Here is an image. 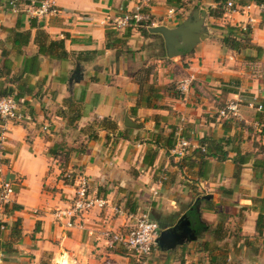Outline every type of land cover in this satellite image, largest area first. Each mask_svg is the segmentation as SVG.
<instances>
[{
    "label": "crops",
    "instance_id": "crops-1",
    "mask_svg": "<svg viewBox=\"0 0 264 264\" xmlns=\"http://www.w3.org/2000/svg\"><path fill=\"white\" fill-rule=\"evenodd\" d=\"M9 1L0 0V94H18L27 118L0 120V184L13 190L5 213L0 208V264H264V220L256 232L264 155H255L264 147L255 120L264 101V3L150 0L149 26L115 31L109 20L139 0H54L57 12L40 20L10 12ZM194 12L204 13L206 37L191 53L167 58L148 29L175 28ZM233 29L248 32L238 51L222 44ZM232 102L238 117L220 118ZM179 129L191 145L181 161L168 155ZM201 141L223 146L227 159L218 162L215 152L200 167L191 152ZM243 154L249 160L236 174L232 160ZM66 174L85 178L88 193L105 202L73 228L58 217L75 190ZM189 209L206 229L196 234L189 223L195 239L157 249L169 255L161 260L138 262L100 233L125 230L140 214L161 231Z\"/></svg>",
    "mask_w": 264,
    "mask_h": 264
},
{
    "label": "built area",
    "instance_id": "built-area-1",
    "mask_svg": "<svg viewBox=\"0 0 264 264\" xmlns=\"http://www.w3.org/2000/svg\"><path fill=\"white\" fill-rule=\"evenodd\" d=\"M20 4H17L16 0H10L8 2V8L10 12L17 13L23 12L30 18L35 20L43 19L47 16L54 15L57 10L54 6V0H21ZM150 0H139L130 11L123 13L120 16L113 17L109 20L107 25L115 31L124 30L127 28H137L145 26L150 22V16L143 11L145 5ZM226 12L233 10L231 2H227ZM191 80L185 79L177 85V91L180 94H184ZM20 102L15 100L13 96H6L0 98V120H14L21 122L27 117L20 109ZM257 110H260V106H257ZM218 116L220 118H236L238 117V108L236 103H229L225 107L219 110ZM3 133L0 132V158L3 148ZM190 143L180 135V129L177 130L174 145L168 151V155L171 159L180 160L183 158L190 149ZM202 150V149H201ZM70 174L65 175L66 180L71 179ZM75 183V190L73 198L71 200L70 209L59 213L56 217L66 218L64 226L66 228H73L79 224L75 223L77 218L82 217L93 209L101 210L105 202L102 199L92 197L88 193L87 180L83 177H72ZM13 195L12 187L9 181H2L0 184V208L7 205ZM59 220V218H57ZM2 230V227L0 228ZM159 229L151 222L146 214H140L135 220L134 224L123 230L115 231H103L100 232L103 237L108 240L110 247H119L128 252L138 262H144V260L151 254L152 250L157 247L156 240L159 235ZM105 264H111L106 261Z\"/></svg>",
    "mask_w": 264,
    "mask_h": 264
},
{
    "label": "water",
    "instance_id": "water-1",
    "mask_svg": "<svg viewBox=\"0 0 264 264\" xmlns=\"http://www.w3.org/2000/svg\"><path fill=\"white\" fill-rule=\"evenodd\" d=\"M203 17V12L199 14L194 12L175 28L156 26L149 28L148 32L162 38L167 58L183 56L191 53L195 46L206 37L207 29ZM194 239V231L190 228L186 216L182 215L173 226L159 232L156 243L160 250L169 251L186 241H193Z\"/></svg>",
    "mask_w": 264,
    "mask_h": 264
},
{
    "label": "trees",
    "instance_id": "trees-1",
    "mask_svg": "<svg viewBox=\"0 0 264 264\" xmlns=\"http://www.w3.org/2000/svg\"><path fill=\"white\" fill-rule=\"evenodd\" d=\"M25 1H28V0H25ZM248 1H252L255 4L264 3V0H248ZM16 2H17V4H20L23 1L16 0ZM239 5L240 6L245 5L244 1H239ZM149 25H150V22L148 24H146L145 27H147ZM141 31H142V33H146L147 30H146V28H144ZM247 34H248V32L243 33V32L237 31L235 29L230 30L223 36L222 44L224 47L228 48L229 50H233V51L241 50L242 44H244V46H245V44L248 43L247 42V40H248ZM257 51H259V49H257ZM244 60L248 61V60H250V58H244ZM143 73H144V75H148L149 74L148 69L143 70ZM8 94L9 93L0 94V98L6 97V96H11ZM13 98L15 100L19 101L18 94L13 96ZM257 106H260V110L258 111L257 114H255V120H256V122H258V125H260L263 128L264 127V101L257 103ZM200 143H201V146H200L201 148L191 152V153H195V154L199 155L198 157L200 158V163H201L200 167L204 166L207 163V160H206L207 158H210V159L214 158L215 152L221 153L219 158L216 157V160L218 162H223L227 159L226 153L224 151H222V149H221V148H223V146L214 145L213 147H208L207 145H205L203 143V141H201ZM171 146H172V144L168 143V145H167L168 149L171 148ZM257 153H263V155H264V147L263 146H257V151H256L255 155H257ZM249 156H250L249 154H243L242 156H238V157L236 156L232 160L233 164L236 167V174L239 171L240 167L248 162ZM183 159L184 158H182L181 160H183ZM255 164H256V162L254 161L252 163V168H255V166H256ZM262 164H263V162H262ZM192 165H194V164H192ZM198 175H200V174H198ZM259 202L264 204V200H259ZM5 207L6 206L2 207V209H3L2 211H4V213H5ZM15 208L16 207H14L12 209H15ZM186 217L188 218L189 223L191 225H193V228H194L196 234H197V232H200V231H203L204 229H206V226L199 222L198 217H197L196 212H195V209H189L186 212ZM263 220H264V216L258 215L257 220H256V232L257 233H259L261 228H262ZM17 226H18V222L16 220L12 223V225L9 228L11 235H14V236L18 235L19 229L17 228ZM1 227H2V229L5 227V223L2 221H0V228ZM0 234H1V229H0ZM156 249H158V248L156 247Z\"/></svg>",
    "mask_w": 264,
    "mask_h": 264
},
{
    "label": "rangeland",
    "instance_id": "rangeland-1",
    "mask_svg": "<svg viewBox=\"0 0 264 264\" xmlns=\"http://www.w3.org/2000/svg\"><path fill=\"white\" fill-rule=\"evenodd\" d=\"M159 249V248H158ZM160 250V249H159ZM159 250H157L156 248H154L153 250H152V252H151V254L148 256V258H151V257H153V261H156L157 259L156 258H158L159 260H161V259H163V258H166V257H169V255L167 254V255H163V253H161ZM162 251V250H161ZM164 252V251H163ZM155 254V255H154ZM176 259L178 260L179 259V257L177 256L176 257ZM166 260V259H165ZM144 261H146V259L144 260Z\"/></svg>",
    "mask_w": 264,
    "mask_h": 264
}]
</instances>
